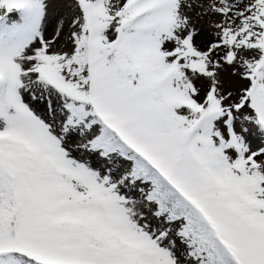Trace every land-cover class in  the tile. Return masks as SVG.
Segmentation results:
<instances>
[{"label":"snow or ice","instance_id":"1","mask_svg":"<svg viewBox=\"0 0 264 264\" xmlns=\"http://www.w3.org/2000/svg\"><path fill=\"white\" fill-rule=\"evenodd\" d=\"M0 264H264V0H0Z\"/></svg>","mask_w":264,"mask_h":264}]
</instances>
